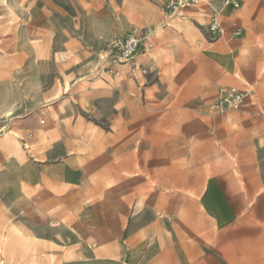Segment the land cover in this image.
Returning a JSON list of instances; mask_svg holds the SVG:
<instances>
[{"label": "rangeland", "instance_id": "rangeland-1", "mask_svg": "<svg viewBox=\"0 0 264 264\" xmlns=\"http://www.w3.org/2000/svg\"><path fill=\"white\" fill-rule=\"evenodd\" d=\"M166 2L0 0V264H264V112L209 110L264 100L261 68ZM134 28L153 47L98 76Z\"/></svg>", "mask_w": 264, "mask_h": 264}, {"label": "built area", "instance_id": "built-area-1", "mask_svg": "<svg viewBox=\"0 0 264 264\" xmlns=\"http://www.w3.org/2000/svg\"><path fill=\"white\" fill-rule=\"evenodd\" d=\"M205 4L207 6V30L217 37H222L225 28L222 23V10L230 6L237 7L236 0H167L165 15L162 19L163 27H167L171 20L185 19V10L193 5ZM241 29L236 28L234 36H239ZM153 35L146 28H134L114 45V54H104L101 62L96 67V73L100 77L120 76L123 67L133 62L138 53L145 54L153 47ZM144 71V70H143ZM252 88H239L236 86H219L217 97L209 105V110L216 114H222L227 110L238 109L245 106L251 99ZM264 105V103L262 104Z\"/></svg>", "mask_w": 264, "mask_h": 264}, {"label": "crops", "instance_id": "crops-1", "mask_svg": "<svg viewBox=\"0 0 264 264\" xmlns=\"http://www.w3.org/2000/svg\"><path fill=\"white\" fill-rule=\"evenodd\" d=\"M216 1V0H215ZM242 5H244L243 11L244 14L251 17V22L249 24V28L245 27L242 30V27L236 26L230 31L227 29V24L224 22V14H222V23L225 28V33L222 37V41L225 44H228V40L235 38L241 40L240 49H244V51H249L251 54V60L255 63L256 67L261 68L260 78L264 79V0H239ZM204 9V13H206L207 6ZM206 22H207V14H206ZM236 28L241 29V34L239 36H234L233 32ZM243 31V32H242ZM230 33V36L228 34ZM251 43V44H248ZM244 47V48H243ZM257 83L253 84H245L244 87L239 88H252V96L250 101L245 105H254L258 108V110L263 113L264 112V100H259L255 98V86ZM235 86V85H231ZM244 107V106H243ZM208 207V206H207ZM226 264H237L236 262H232L231 260H226Z\"/></svg>", "mask_w": 264, "mask_h": 264}, {"label": "bare ground", "instance_id": "bare-ground-1", "mask_svg": "<svg viewBox=\"0 0 264 264\" xmlns=\"http://www.w3.org/2000/svg\"><path fill=\"white\" fill-rule=\"evenodd\" d=\"M159 32V31H158Z\"/></svg>", "mask_w": 264, "mask_h": 264}]
</instances>
